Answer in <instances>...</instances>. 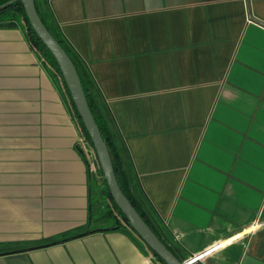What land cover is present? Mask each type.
<instances>
[{"label": "crops", "instance_id": "0c3cea01", "mask_svg": "<svg viewBox=\"0 0 264 264\" xmlns=\"http://www.w3.org/2000/svg\"><path fill=\"white\" fill-rule=\"evenodd\" d=\"M36 8L107 109L160 243L179 262L219 245L192 264H264V0ZM78 134L22 21L0 27V264H162L92 217L91 195L108 201Z\"/></svg>", "mask_w": 264, "mask_h": 264}, {"label": "trees", "instance_id": "16d2710c", "mask_svg": "<svg viewBox=\"0 0 264 264\" xmlns=\"http://www.w3.org/2000/svg\"><path fill=\"white\" fill-rule=\"evenodd\" d=\"M9 0H0V5L4 4ZM34 8L36 11V14L38 18L40 19L41 23L45 27V29L49 32V34L53 37V39L59 44V46L63 49V51L66 53L70 61L72 62V65L75 69L76 75L79 79L80 86L83 92V96L85 98L86 104L88 106L89 112L93 118V121L98 129V132L100 134V137L102 141L104 142L111 167L113 170V175L115 177L116 183L124 197L128 200L132 208L136 211V213L139 215V217L144 221V223L148 226V228L152 231L151 227L148 225L147 221L144 219L143 213L138 208V202H139V193H137L135 188V183L133 181V175L131 168L127 164V162L124 160L123 153L118 145L117 138H116V132L114 125L112 123V120L107 112V109L105 108L104 104L102 103L99 94L97 93L95 87L92 85V82L90 78L88 77V74L82 67L81 63L78 62L69 52L67 47L62 43V40L60 38V35L56 29L50 28L47 23L45 22L44 18L41 16V14L38 12L36 8V0H33ZM21 20L23 23V34L24 37L28 43L29 48L33 51V53L36 55L37 59L45 65L47 70L51 73V75L59 82V85L63 89V93L65 96V103L68 105L69 112L71 115V118L73 119L74 125L76 126L78 130V135L82 136L88 146V148L92 151L96 167L98 173L101 175V172L99 170L96 157L92 148V145L89 141V138L87 136V133L85 132L83 125L80 121V119L77 116V113L75 111V108L71 102L69 93L64 85V82L61 78L60 72L57 68V65L50 55V53L45 49V47L42 45V43L38 40V38L33 33L32 29L30 28L25 15L23 13V8L18 0H15L8 6L0 9V27H10L16 23V21ZM102 176V175H101ZM103 182L104 187V195L108 201V215L113 217V220L115 221V224H118L121 222L122 225H124L127 229H129L131 232L133 230L129 227L127 220L125 217L119 212V210L116 208L114 203L112 202L111 197L109 196V193L107 191V187L105 185V182ZM118 226L117 228H119ZM134 233V232H133ZM155 235V234H154ZM138 237V236H137ZM156 237V236H155ZM139 238V237H138ZM167 249V248H166ZM152 255L162 264H164L153 252H151Z\"/></svg>", "mask_w": 264, "mask_h": 264}, {"label": "water", "instance_id": "95a60500", "mask_svg": "<svg viewBox=\"0 0 264 264\" xmlns=\"http://www.w3.org/2000/svg\"><path fill=\"white\" fill-rule=\"evenodd\" d=\"M15 0H9L0 5V9L8 6ZM23 8L25 18L32 29L35 36L42 43L45 49L54 59L57 68L60 72L64 85L69 93L71 102L75 108L78 118L80 119L85 132L92 145L102 179L105 182L109 196L112 202L125 217L129 227L141 239V241L153 252L164 264H188V261L179 262L175 257L160 243V241L151 232L144 221L139 217L136 211L132 208L128 200L124 197L117 186L113 170L111 167L109 155L104 142L102 141L98 129L93 121L86 104L83 92L80 86L79 79L76 75L72 62L53 39L49 32L45 29L40 19L38 18L33 0H18ZM250 19V17L248 16ZM252 22L264 28V25L250 19Z\"/></svg>", "mask_w": 264, "mask_h": 264}, {"label": "built area", "instance_id": "2783aa9c", "mask_svg": "<svg viewBox=\"0 0 264 264\" xmlns=\"http://www.w3.org/2000/svg\"><path fill=\"white\" fill-rule=\"evenodd\" d=\"M76 148L78 150H80V152L82 153V155H84L85 157L89 158V151L90 149L88 148L84 138L82 136H78L76 139ZM89 166V170L90 172L94 173V165L92 163H88ZM219 245H215L209 249H206L205 251H203L202 253L192 257L189 261L188 264H192L194 262H196L197 260L201 259L203 256L209 254L210 252H212L213 250H215Z\"/></svg>", "mask_w": 264, "mask_h": 264}, {"label": "rangeland", "instance_id": "374dc122", "mask_svg": "<svg viewBox=\"0 0 264 264\" xmlns=\"http://www.w3.org/2000/svg\"><path fill=\"white\" fill-rule=\"evenodd\" d=\"M90 200H91V203L93 205L92 217L96 218L98 216L105 215L104 216L105 221H107L109 223H111V222L113 223V220H112L113 217L108 215V213H107L108 207H105L106 204H105V201L103 200L102 195L99 196V194H98V196H97L95 193H93V195H91ZM99 207L101 208V212L98 210ZM98 211H99V213H98Z\"/></svg>", "mask_w": 264, "mask_h": 264}]
</instances>
